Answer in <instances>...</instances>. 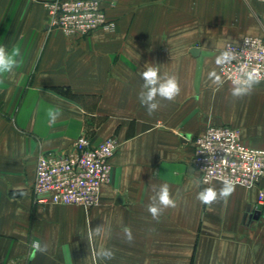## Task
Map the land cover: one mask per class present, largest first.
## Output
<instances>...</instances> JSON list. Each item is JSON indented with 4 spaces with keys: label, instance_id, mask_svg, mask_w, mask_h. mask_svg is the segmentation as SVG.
I'll return each instance as SVG.
<instances>
[{
    "label": "crops",
    "instance_id": "1",
    "mask_svg": "<svg viewBox=\"0 0 264 264\" xmlns=\"http://www.w3.org/2000/svg\"><path fill=\"white\" fill-rule=\"evenodd\" d=\"M50 1L0 0V45L19 46L22 58L0 84V264H264V216L253 212L264 182L208 207L197 193L222 183L202 185L191 165L192 141L209 127L237 128L264 150V84L235 99L231 84L209 78L226 44L262 37L254 24L264 23V2L101 0L114 30L77 38L47 29ZM150 63L181 89L151 116L138 99ZM50 108L61 110L54 124ZM80 136L120 143L100 205L35 206L37 158L71 152ZM163 183L176 207L156 221L147 206ZM102 224L89 243V227ZM34 240L49 250L31 259ZM102 247L114 259L97 260Z\"/></svg>",
    "mask_w": 264,
    "mask_h": 264
},
{
    "label": "built area",
    "instance_id": "2",
    "mask_svg": "<svg viewBox=\"0 0 264 264\" xmlns=\"http://www.w3.org/2000/svg\"><path fill=\"white\" fill-rule=\"evenodd\" d=\"M44 9L47 29L65 36L82 38L97 31L114 30L101 0H53L44 3ZM229 48L238 56L231 64L220 67L224 82L232 85V77L241 65L264 74V39L244 37L238 43L226 44L223 51ZM192 143L191 165L200 175L202 185L222 183L224 179L241 187H259L264 182V150L246 146L239 129L209 127ZM119 147L114 138L93 146L86 136H80L69 153L40 155L32 187L33 204L85 210L99 206L101 189L110 183L112 160ZM205 178L208 183H204ZM253 212L264 216V189L258 191Z\"/></svg>",
    "mask_w": 264,
    "mask_h": 264
},
{
    "label": "clouds",
    "instance_id": "3",
    "mask_svg": "<svg viewBox=\"0 0 264 264\" xmlns=\"http://www.w3.org/2000/svg\"><path fill=\"white\" fill-rule=\"evenodd\" d=\"M264 2V0H261ZM115 6V5H113ZM238 53L232 49H227L221 52L216 57L215 63L219 66L231 64L233 60H236ZM22 63L21 51L19 46H14L9 51L5 46L0 45V84L3 83V78L14 73V70ZM140 77L143 81L141 90L138 93V99L142 106L147 110L149 116L158 111L161 107L160 101H174L180 94V86L177 78L174 75L167 73L161 74L160 68L157 64H146L144 70L140 73ZM209 78L213 80V83L218 87L222 86L224 81L221 76L216 72H211ZM264 81V74L257 69H249L244 65H241L236 74L232 77L231 95L235 99H243L245 96L251 95L255 86ZM159 98V99H158ZM49 117V123L54 124L58 117L61 115L59 108H50L47 113ZM204 183H208L205 178ZM235 184L231 179H224L219 188L214 186L202 188L196 196V199L203 205L211 207L213 204L222 202L227 205L229 197L235 192ZM152 197L150 203L147 206V211L151 214L153 220L159 221L163 211L167 208H175L176 201L172 198L170 193V187L167 183L153 186ZM104 230V226L98 225L95 228L89 227L88 230V242L91 243L95 236H99ZM123 233L126 242L131 244L134 240L132 231L128 227L123 228ZM49 250L47 243H41L39 240H34L31 245L30 258L35 259L36 254H46ZM115 253L109 248H100L98 251H94V257L97 260H111L114 259Z\"/></svg>",
    "mask_w": 264,
    "mask_h": 264
},
{
    "label": "rangeland",
    "instance_id": "4",
    "mask_svg": "<svg viewBox=\"0 0 264 264\" xmlns=\"http://www.w3.org/2000/svg\"><path fill=\"white\" fill-rule=\"evenodd\" d=\"M251 1H253V0H251ZM260 4H263L264 5V3H260ZM113 5H115V2H113V4H112V6ZM104 8V7H103ZM104 10H105V13H106V17L108 18V16H107V10L104 8ZM255 26H256V28L258 29H260V33L261 34H259L260 36H262L263 37V39H264V23L261 21V20H258L257 19V22L254 24ZM261 37V38H262ZM246 113L248 114V116H251V112L249 111V110H247L246 109ZM241 132V131H240Z\"/></svg>",
    "mask_w": 264,
    "mask_h": 264
},
{
    "label": "water",
    "instance_id": "5",
    "mask_svg": "<svg viewBox=\"0 0 264 264\" xmlns=\"http://www.w3.org/2000/svg\"><path fill=\"white\" fill-rule=\"evenodd\" d=\"M191 54L194 55V56H196L198 54V51L197 50H192L191 51ZM259 216H260L259 213H255L254 218L255 219H258Z\"/></svg>",
    "mask_w": 264,
    "mask_h": 264
}]
</instances>
